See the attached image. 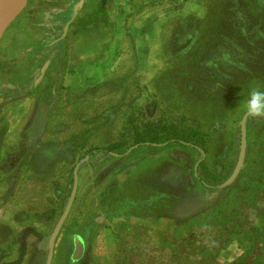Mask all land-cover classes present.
Wrapping results in <instances>:
<instances>
[{
  "label": "rangeland",
  "instance_id": "1",
  "mask_svg": "<svg viewBox=\"0 0 264 264\" xmlns=\"http://www.w3.org/2000/svg\"><path fill=\"white\" fill-rule=\"evenodd\" d=\"M78 1L28 0L0 42V85L15 87L0 96V264L47 263L78 166L52 264H264V119L249 117L222 187L264 89V0H86L47 53ZM170 131L205 162L177 145L93 154Z\"/></svg>",
  "mask_w": 264,
  "mask_h": 264
},
{
  "label": "water",
  "instance_id": "2",
  "mask_svg": "<svg viewBox=\"0 0 264 264\" xmlns=\"http://www.w3.org/2000/svg\"><path fill=\"white\" fill-rule=\"evenodd\" d=\"M86 0H79L73 7L72 13L69 15V22L66 24L63 36L61 40H64L69 32L71 23L78 17L80 12L82 11ZM28 3V0H5V3L2 7L1 13H0V39L2 38L4 32L9 27V25L22 13V11L25 9L26 5ZM58 41H54L53 43H56ZM52 60H48L44 67L42 68L41 75L38 78L36 85H38L42 79L44 78L47 69L51 65ZM249 117L245 114L242 121H241V145H240V154L239 159L236 165V168L231 175V177L226 181V183L223 184L222 187H228L232 185L235 180L237 179L238 175L240 174L246 160L247 156V146H248V133H247V124H248ZM79 166L76 167L75 173H74V184L73 189L71 192V196L69 198L68 204L66 206L65 211L63 212L62 216L60 217L56 227L54 228V231L49 239V253L47 258L46 264H52L53 258H54V252H55V246L57 239L63 229V226L65 222L67 221L72 208L74 206L78 188H79ZM75 252L73 256V260L78 261L84 254L85 251V244L83 239L80 236L75 237Z\"/></svg>",
  "mask_w": 264,
  "mask_h": 264
},
{
  "label": "trees",
  "instance_id": "3",
  "mask_svg": "<svg viewBox=\"0 0 264 264\" xmlns=\"http://www.w3.org/2000/svg\"><path fill=\"white\" fill-rule=\"evenodd\" d=\"M56 40H57V38H54V39L50 40L48 45H46L45 51L47 53L51 54V53L55 52L61 45H63L65 43L64 40L59 41L56 44L51 43V42L56 41ZM50 54H49V57L47 58V60L45 61V63L48 60L53 59L55 57L54 54L53 55H50ZM45 63L43 65H45ZM32 85L34 86V83ZM10 87L15 88L10 83L3 84L0 87V96H4V95L9 94L8 88H10ZM172 145H177V146H182V147H190V148L194 149L195 151H197L199 156H200L199 165L203 164L206 160V151L202 146L193 143L192 140L188 139L187 137L179 136L176 131H173V133H172V131H170V132L166 133V135H163L161 137H156V138L151 139V140L148 138H145L141 135H137L134 142L131 145H129L128 147H122L120 144H115V145L110 146L109 148L95 149L93 154L102 153V154H104L105 158H108V159H112V158L126 159V158H130L134 152L141 150V149H144V148H149V147L150 148H164V147H168V146H172ZM196 179L202 187L206 188L210 192L220 191V186H211V185L207 184L204 181V179H202L198 173L196 175Z\"/></svg>",
  "mask_w": 264,
  "mask_h": 264
},
{
  "label": "clouds",
  "instance_id": "4",
  "mask_svg": "<svg viewBox=\"0 0 264 264\" xmlns=\"http://www.w3.org/2000/svg\"><path fill=\"white\" fill-rule=\"evenodd\" d=\"M243 108L248 117L264 119V89H250Z\"/></svg>",
  "mask_w": 264,
  "mask_h": 264
},
{
  "label": "crops",
  "instance_id": "5",
  "mask_svg": "<svg viewBox=\"0 0 264 264\" xmlns=\"http://www.w3.org/2000/svg\"><path fill=\"white\" fill-rule=\"evenodd\" d=\"M25 8H26V7H25ZM23 11H24V10H23ZM23 11H22V12H23ZM21 14H22V13H21ZM21 14H20V15H21ZM20 15H19V16H20ZM19 16H18V17H17V18H16V19H15V20L9 25V27L6 29V31L4 32L2 38L0 39V42L2 41V39H3L4 35H5V33L7 32V30L12 26V24H14V22H16V21L18 20ZM53 42H54V41H53ZM53 42H51V43H53ZM65 42H66V40H65ZM22 48H23V47H21V48L18 49V52H19V53L22 51ZM50 60H51V59H50ZM102 62H103V59H102V61H100V63H102ZM97 67H98V65H97V66H96V65H92V66H91L92 69H94V68L97 69ZM10 68H11V67H10ZM38 68H39V65H38V64H37L36 66H34V69H33L34 71H33V73H32L30 76H32L33 74H35V73L38 71ZM41 71H42V69H41ZM70 75H72V74H70ZM82 75H83V70L80 69L79 72H77V74L74 75V77L80 79V78L82 77ZM24 80H25V78H23L21 81H24ZM26 80H27V79H26ZM26 80H25V81H26ZM37 80H38V79H36L35 81H33V83H34V86H33V87H35V88L37 87V85H36ZM72 82H73V81H72ZM5 83H10V84H11L12 82H11V81L3 82V84H5ZM20 83H21V82H20ZM1 84H2V83H1ZM3 84H2V85H3ZM16 84H18V83H16ZM2 85H0V87H1ZM35 88H34V89H35ZM33 93H34V92H32L31 94H27L26 96H24V98H30V97L32 96ZM37 115H38V114H37ZM52 262H53V261H52Z\"/></svg>",
  "mask_w": 264,
  "mask_h": 264
},
{
  "label": "bare ground",
  "instance_id": "6",
  "mask_svg": "<svg viewBox=\"0 0 264 264\" xmlns=\"http://www.w3.org/2000/svg\"><path fill=\"white\" fill-rule=\"evenodd\" d=\"M4 3H5V0H0V13H1Z\"/></svg>",
  "mask_w": 264,
  "mask_h": 264
}]
</instances>
